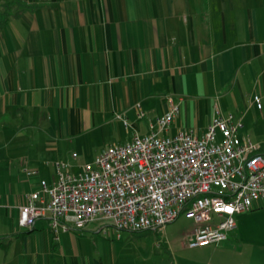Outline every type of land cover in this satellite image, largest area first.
Wrapping results in <instances>:
<instances>
[{"label": "crops", "instance_id": "0c3cea01", "mask_svg": "<svg viewBox=\"0 0 264 264\" xmlns=\"http://www.w3.org/2000/svg\"><path fill=\"white\" fill-rule=\"evenodd\" d=\"M12 1L28 7L13 4L0 26V264H163L140 237L167 225L136 234L95 220L55 237L46 217L21 228L18 206L39 180L57 179L56 161L76 170L156 130L172 105L160 134L202 135L232 114L247 138L264 118V0ZM234 219L222 242L243 249V235L264 236V200ZM260 260L250 252L234 264Z\"/></svg>", "mask_w": 264, "mask_h": 264}, {"label": "built area", "instance_id": "2783aa9c", "mask_svg": "<svg viewBox=\"0 0 264 264\" xmlns=\"http://www.w3.org/2000/svg\"><path fill=\"white\" fill-rule=\"evenodd\" d=\"M251 100L261 108L259 93ZM177 111L172 105L156 118V130L110 145L76 170L56 161L57 179L51 184L41 179L24 194L19 226L30 229L46 217L55 237L95 220H108L117 230L161 231L184 213L195 223L185 236L188 247L226 240L234 215L264 200V151L237 135L241 122L232 114L213 117L202 135L160 134ZM23 172L32 177L37 170Z\"/></svg>", "mask_w": 264, "mask_h": 264}, {"label": "rangeland", "instance_id": "374dc122", "mask_svg": "<svg viewBox=\"0 0 264 264\" xmlns=\"http://www.w3.org/2000/svg\"><path fill=\"white\" fill-rule=\"evenodd\" d=\"M7 6L4 3H0V15L7 9ZM249 125L250 128L247 131H243L245 137L256 144L259 142L264 149V118L256 119L255 122ZM194 225L193 218L183 213L167 224V230L164 233L155 234L148 231L144 232L140 238H145L148 245L156 246L157 244L160 246L156 248L160 253L164 254L163 258H159L163 264H176V262L177 264H234L236 258L241 255H248L250 252L260 254L261 260L255 264H264V236L243 235L242 238L248 242V245H245L243 249H236L233 245L226 242H219L204 248H187V238L185 236L192 230ZM169 247L170 250H165V248L169 249Z\"/></svg>", "mask_w": 264, "mask_h": 264}, {"label": "trees", "instance_id": "16d2710c", "mask_svg": "<svg viewBox=\"0 0 264 264\" xmlns=\"http://www.w3.org/2000/svg\"><path fill=\"white\" fill-rule=\"evenodd\" d=\"M0 3H4L7 6V9L3 12L2 15H0V26L4 25L6 21L8 20V15L11 7H13V4L16 5V14H18L21 10L25 9L28 7L26 4L20 2V1H12V0H6ZM144 231H135L136 234H142Z\"/></svg>", "mask_w": 264, "mask_h": 264}]
</instances>
